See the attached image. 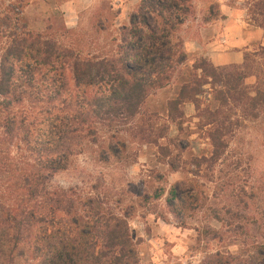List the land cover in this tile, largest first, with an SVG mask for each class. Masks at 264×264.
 Returning <instances> with one entry per match:
<instances>
[{
    "label": "trees",
    "instance_id": "trees-1",
    "mask_svg": "<svg viewBox=\"0 0 264 264\" xmlns=\"http://www.w3.org/2000/svg\"><path fill=\"white\" fill-rule=\"evenodd\" d=\"M16 8H2L0 0V264H139L130 207L119 215L103 206L107 202L51 179L82 153L102 163L125 161L130 137H152V129H144L146 100L186 61L178 34L194 15V0H140L97 52L27 29ZM259 51L264 56V47ZM253 62L247 54L230 67L194 61L168 102L172 122L181 127L183 106L194 105L210 125L217 154L237 129V111L251 120L264 112V80ZM249 75L258 79L251 97L244 83ZM206 84L214 109L199 105ZM188 197L195 195L173 185L169 211L176 217L188 212ZM196 230L216 234L209 226ZM249 247L241 262L216 252L202 264H264V241Z\"/></svg>",
    "mask_w": 264,
    "mask_h": 264
},
{
    "label": "rangeland",
    "instance_id": "rangeland-1",
    "mask_svg": "<svg viewBox=\"0 0 264 264\" xmlns=\"http://www.w3.org/2000/svg\"><path fill=\"white\" fill-rule=\"evenodd\" d=\"M139 1L2 0V8L15 4L27 29L97 52L128 22ZM178 36L186 61L166 87L146 100L150 115L144 113V129H152V137H130L125 161L102 163L82 153L51 182L97 197L119 215L130 207L129 230L139 264H202L216 252L241 262L250 242L264 241V112L251 120L237 111V129L214 154L210 125L200 110L186 103L178 127L167 106L198 59L215 68L230 67L242 64L247 54L264 80L259 51L264 47V0H194V15ZM257 80L252 75L244 80L250 97ZM213 96L210 84L202 86L200 108H216ZM173 185L195 195L186 201L188 212L178 217L167 205ZM202 226L216 234L199 235L196 229Z\"/></svg>",
    "mask_w": 264,
    "mask_h": 264
}]
</instances>
